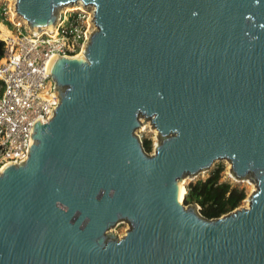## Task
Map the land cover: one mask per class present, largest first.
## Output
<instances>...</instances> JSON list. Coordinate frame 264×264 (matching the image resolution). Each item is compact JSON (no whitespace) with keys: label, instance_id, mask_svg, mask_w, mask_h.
Returning <instances> with one entry per match:
<instances>
[{"label":"water","instance_id":"95a60500","mask_svg":"<svg viewBox=\"0 0 264 264\" xmlns=\"http://www.w3.org/2000/svg\"><path fill=\"white\" fill-rule=\"evenodd\" d=\"M81 3L96 24L84 56L53 59L60 105L35 123L28 158L0 169V264H264V0L16 8L40 32ZM220 159L257 189L207 218L183 180Z\"/></svg>","mask_w":264,"mask_h":264},{"label":"built area","instance_id":"2783aa9c","mask_svg":"<svg viewBox=\"0 0 264 264\" xmlns=\"http://www.w3.org/2000/svg\"><path fill=\"white\" fill-rule=\"evenodd\" d=\"M11 1L14 20L0 28V169L28 158L35 123L49 122L60 105L56 81L47 72L53 59L80 55L96 29L95 8L81 3L62 10L54 28L35 32Z\"/></svg>","mask_w":264,"mask_h":264},{"label":"trees","instance_id":"16d2710c","mask_svg":"<svg viewBox=\"0 0 264 264\" xmlns=\"http://www.w3.org/2000/svg\"><path fill=\"white\" fill-rule=\"evenodd\" d=\"M7 26H11L10 21ZM4 52V42L0 39V57ZM143 146L147 152L153 150L151 139L145 138ZM223 167L213 170L205 179L190 181L186 185L184 203L198 204L200 212L207 218H218L238 208L246 199L248 193L245 187L234 185L222 180Z\"/></svg>","mask_w":264,"mask_h":264},{"label":"rangeland","instance_id":"374dc122","mask_svg":"<svg viewBox=\"0 0 264 264\" xmlns=\"http://www.w3.org/2000/svg\"><path fill=\"white\" fill-rule=\"evenodd\" d=\"M12 4H13V2L11 0H0V28H2V29H5L7 26L5 24V22L7 23L8 21H12V19L14 20V16L12 15L13 9L11 8ZM3 7H6L5 11H3ZM62 10H65V8H63ZM145 121H146V118L141 116V122L144 123ZM157 132L158 131L154 130V128L151 124H146L145 129L138 130V134L140 135L142 141L145 138L152 140L153 150L151 152H149L150 154H153L154 150H155ZM221 166L223 167V171H222V180L223 181H229L234 185H238L240 187H245L247 190L248 195H247L246 199L242 202V204L238 208L248 207L249 206V201H248L249 199L248 198L257 189L256 184L253 181H250L247 179L246 180H240V179L233 177V175L231 173L232 165H231L230 161H228L227 159L216 160L210 168L206 169V171L204 170L203 172L198 173L196 176L186 177L183 180V185L186 187V185L190 181H195L198 179H205L210 175V173L213 170H215L216 168L221 167ZM185 192H186V188H185ZM129 228H130V225L128 222L120 221L116 226H114L112 228V230L114 232H116L119 237H123V236H125L127 230H129Z\"/></svg>","mask_w":264,"mask_h":264},{"label":"bare ground","instance_id":"6f19581e","mask_svg":"<svg viewBox=\"0 0 264 264\" xmlns=\"http://www.w3.org/2000/svg\"><path fill=\"white\" fill-rule=\"evenodd\" d=\"M13 1H16V0H13ZM67 7H69V9L71 8V9H75V8H78L79 7V5H68ZM67 7H64V8H67ZM17 9V8H16ZM85 50H83L82 52H81V54L80 55H78V56H84V52ZM158 131V130H157ZM228 160V159H227ZM229 161V160H228ZM230 163H231V161H230ZM231 165H232V163H231ZM204 171V170H203ZM203 171H201V172H203ZM206 171V170H205ZM196 176V175H195ZM246 180V179H245ZM185 186L183 185V187H182V192H181V199L184 197V195H185V188H184ZM249 201V200H248ZM249 205H250V201H249ZM240 210H241V208H239Z\"/></svg>","mask_w":264,"mask_h":264}]
</instances>
